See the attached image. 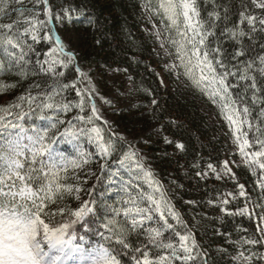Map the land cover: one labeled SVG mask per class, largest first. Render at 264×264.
<instances>
[{
  "label": "trees",
  "instance_id": "16d2710c",
  "mask_svg": "<svg viewBox=\"0 0 264 264\" xmlns=\"http://www.w3.org/2000/svg\"><path fill=\"white\" fill-rule=\"evenodd\" d=\"M24 4L27 7H38L43 12L42 3L36 4L35 0H27ZM158 4L159 0H48L53 17L57 13L65 12L71 15V19H65L62 30L68 31L72 36L76 60L67 68L57 70L64 71L65 75L60 79L65 82L82 81L78 84L79 90L87 89V81L75 72L77 66L83 72L89 71L90 75H105L107 69L122 75V82L127 84L129 107L118 114L113 125L127 134L143 136L141 147L152 166L151 179L159 182L166 204L179 214L183 224L192 231L200 250L206 254L208 264H244L242 261H232L233 256H239L240 252L246 255H251L252 252L263 255L261 243L234 247L237 240L259 239L255 222L260 221L264 213L259 207V204L264 203L263 191L259 187L260 178L254 164L250 163L235 166L238 181L202 179L197 175V172L205 171L209 163L217 168L228 153L232 126L226 117L230 108L228 111L224 110L223 102L218 97L210 98L209 91L196 87L184 72L169 67L168 55L160 49L158 38L151 27L158 23L159 18H163ZM214 5L222 17L217 21L219 27L216 29V38L230 55L240 45L234 43L227 33L221 35L223 30L239 23L240 10L262 17L264 8H257L252 0H198L201 19H208V13L214 10ZM224 6L229 8L226 20L223 18ZM12 8L13 4L8 11L11 12ZM11 14V18L5 20V23L18 18V13ZM241 27L246 32L249 31L246 23ZM257 27L259 28V25ZM163 28L158 30L164 31ZM165 34L164 32L163 35ZM252 36L253 39L248 36L243 38V46L249 52L241 58L240 63L252 59L258 66V57L264 56V33L257 31ZM49 47L50 45L43 41L36 44V50L28 57L27 67L38 68L37 60L43 62ZM234 64H237V61H231L230 69ZM17 71L13 69L12 72H0V108L7 109V114L13 119L19 111L30 110L29 95L37 96L48 90L47 85L52 82L39 71H29L27 78H21ZM253 74L256 75L258 84L255 102L253 90L246 87L250 82H238L239 86L233 87L231 93L232 98L237 101L236 107L242 109L243 106H248L249 121L254 126L259 125L261 132H264V76L255 71ZM37 83L40 88L33 87ZM85 93L83 92L84 96ZM21 97L24 99L21 100ZM65 97L72 105L79 103L80 98L74 89L66 90ZM16 105L21 107H14ZM74 110L75 107H72L67 113L58 114L57 119L64 123L58 124L50 136L58 135L61 138V130L75 131L77 127L83 126L81 122L67 118ZM31 111H37L35 104L32 105ZM46 111L52 115L50 110ZM24 123L25 126H47V121L37 119L35 114L31 119L26 118ZM100 129L103 141L112 140L115 144V152L110 157L102 158L103 163L107 159L106 166L112 167L124 158L128 147L109 130L108 125H101ZM243 131L247 132L250 141L260 135L255 129L248 131L247 125L243 126ZM165 138L172 143H166ZM177 143L183 144L184 149H178L175 146ZM251 149L258 150V146ZM87 152L89 154L86 157V165L77 168L74 173L70 168L61 173L63 191L45 203L41 218L48 222V214L51 213L54 226L59 227L60 223L70 224L69 237L73 236L77 242L83 240V243L89 244L91 248L104 244L119 253L121 264H134L131 259L132 250L123 249L122 245L116 244V237L113 236L111 241L104 240V236L113 234L103 227L113 217L110 206L121 207V182L129 180L130 174L120 170L118 180L112 181L109 177H115L112 175L113 171L105 167L94 184L90 176L85 181L87 173L97 168V144L89 145ZM136 184L141 191H150L139 179ZM240 184L245 186L247 195L241 199L237 196ZM131 190L135 193V189ZM79 194L83 195L85 203L79 200ZM229 194L231 199L228 210L240 209L255 201L257 214L229 216L222 213L221 200ZM84 207L92 211L77 220L72 213ZM116 219L122 220L123 214ZM167 219L183 234L182 225L169 217ZM51 226L53 225L50 224ZM168 235L166 232L165 238ZM141 241H144L143 235L128 233L126 242L133 248ZM148 249L150 257L153 256L152 246L149 245ZM252 264H264V260L254 257Z\"/></svg>",
  "mask_w": 264,
  "mask_h": 264
},
{
  "label": "snow or ice",
  "instance_id": "6c2138e0",
  "mask_svg": "<svg viewBox=\"0 0 264 264\" xmlns=\"http://www.w3.org/2000/svg\"><path fill=\"white\" fill-rule=\"evenodd\" d=\"M13 3L20 5L13 9L15 13H18V18L5 23V20L11 18L12 14L8 9ZM35 3L44 5L43 16L47 19L40 18L41 10L38 7L25 6L24 0H0V72H12L13 69H17V74L21 78H27L29 71L32 73L39 71L52 81L47 85L48 90H44L37 96L29 95L30 110L19 111L16 113L15 120L8 117L7 109L0 108V264H58L57 259H49L52 251L56 250L60 253L74 247L73 238L69 237L68 233L69 223H60V226L56 227L51 213L48 214V222L41 217L45 203L63 191L60 182L61 173L66 172L69 167L77 168L82 163H87L86 154L82 151L78 152L75 159H69L58 153L54 148V143L58 141L54 136H50V133L57 129L58 124L64 123L57 119L59 113H67L72 107L79 108L81 112L84 111L83 92L88 93L90 102L91 89L79 90L78 84L82 81L68 83L60 79L65 73L57 69L67 68L76 60V56L72 51L66 50L61 37L54 36L48 28V25L53 22L48 0H35ZM252 3L257 8H264V0H260L259 3L257 0H252ZM158 8L163 11L179 37V39H172V43L176 47L177 58L180 60V66L184 68V74L196 87L206 85L210 98L218 97L223 102V107L230 108L226 118L230 125L235 126L232 135L239 145L240 155L264 171V138H261L264 137V132H261L259 125L254 126L249 121L248 106L245 105L242 109L236 107L237 101L232 98L231 93L233 87L239 86L238 82H250L246 87L253 90V102H255L258 84L253 72L264 76V56L258 57V66L255 60L247 59L243 63H240V60L249 52L243 46V38L248 36L249 39H253L252 34L257 31L264 33V17H257L243 9L239 11V23L232 28H225L221 33V35L227 33L234 43L240 45L229 55L216 38V29L219 27L217 21H220L222 17L215 5L214 10L208 13L207 20L200 17L198 0H160ZM228 12V6H224L225 20ZM64 15L71 19L70 13L65 12ZM55 20L63 22L59 14L55 16ZM245 23L248 25V32L241 27ZM41 40L53 46L48 50L43 62L37 60L38 68L29 69L28 57L36 50L35 45ZM233 60L237 61V64L232 65L234 70L229 67ZM197 70L198 76L195 75ZM75 72L87 79L79 66L75 68ZM230 77L235 79L230 80ZM33 87L40 88V84L37 83ZM69 88L76 90V95L80 97L76 105L66 100L65 93ZM23 99L21 97V100ZM37 101L39 102L36 103ZM33 104L37 110L34 113L31 111ZM46 110H50L52 115L47 114ZM91 111L92 115L87 119L84 116L76 117L77 121L85 125L80 128L79 133L66 130L61 132L60 136L64 138L71 136L73 139L77 135L88 136L90 141L97 142L98 152L102 158L110 157L115 152L114 142L112 140L104 142L100 128L87 127L93 124L94 120L100 119L94 103L91 105ZM33 114L37 119L47 121V126L43 128L39 125L25 126V119H31ZM244 125H247L248 131L255 129L260 135L250 141L247 132L242 131ZM165 142L172 143L167 138ZM175 146L178 149H184L183 144L177 143ZM255 146H258V150L245 151ZM127 160V156L119 160L121 167L125 166ZM104 163L106 166L107 159ZM136 167L141 168L139 164ZM207 167L216 174L217 180L223 178L221 172L211 163ZM128 168L130 179L121 182L122 195L119 201L121 207L110 206L109 210L113 217L103 225L113 235L104 236V240L111 241L114 236L116 244L122 245L123 249H131V259L134 264H175L177 261L179 264H190V262L191 264H208L206 254L200 250V245L192 235V231L183 224L179 214L172 211L170 205L168 215L177 224L182 225L183 234L166 218L164 211L166 201L159 182L151 179L150 172L144 173L148 188L151 190L141 191L136 184L140 172H131V165ZM223 171H228L227 161L224 163ZM112 175L116 176L117 173L113 172ZM197 175L203 179L208 176V172H197ZM260 187L264 190V182H261ZM244 188L243 184L239 185L241 197H246ZM131 189H135V193ZM156 193H159V196ZM189 203L193 202L189 201ZM228 203L227 199L221 200V205ZM251 205L256 206V202L252 201ZM259 207L261 212H264V203L259 204ZM91 211L92 209L84 207L72 215L79 220ZM221 211L229 216L237 214L243 216L248 214L249 206L246 204L238 213L228 212L223 207ZM121 213L123 219L117 220L116 217H120ZM260 219L264 220V215ZM50 224L53 226L50 227ZM129 232H135L138 236L143 235L144 241L133 248L126 242ZM166 232L169 233L167 238H165ZM259 232L260 239L237 240L234 242V247L264 242V227H259ZM149 245L154 249V255L151 257ZM118 254L115 250L100 244L89 253L90 257L95 258L85 264H121ZM254 257L264 260V255L256 252H252L251 255L240 252L237 259H242L244 264H252Z\"/></svg>",
  "mask_w": 264,
  "mask_h": 264
},
{
  "label": "rangeland",
  "instance_id": "374dc122",
  "mask_svg": "<svg viewBox=\"0 0 264 264\" xmlns=\"http://www.w3.org/2000/svg\"><path fill=\"white\" fill-rule=\"evenodd\" d=\"M257 3H259L258 0ZM57 14H59L62 17V19H64L65 15L63 13H57ZM40 16H42L41 19H47L41 13ZM54 21L57 24L56 30L60 33V37L62 39V42L64 43L65 49L69 48L70 51H73L74 42L72 40L71 34L64 29L62 30L63 22L61 23L56 20ZM169 26H171L170 23ZM48 28L52 29L51 25H48ZM171 28L174 31L173 39H179V37H177L176 35L175 29L172 26ZM41 35H43V33H41ZM160 38L162 39V37ZM160 45L162 47L163 42H161ZM162 51L168 55L169 62H171L174 67H177L180 70L184 71V68L180 66V60L177 58L176 47L173 45V43L171 44V47H164ZM107 70L108 71L105 75L102 74L90 75L87 73L88 85H89V89H91V101L90 104L87 107H85V108H89L87 116L92 115L91 105L94 103L96 105L97 115L100 117V119L98 120H100L103 123H109L110 125L114 126V132H116V135L119 138L123 139L127 144H131L132 145L131 148L133 149V152L142 153V155L146 158L147 154L143 151L141 147V145L144 142L143 136L141 134L136 135L135 133L127 134L122 129L113 125L118 114L123 109L129 107L127 101L129 94L126 88L127 84L122 82L123 81L122 75L110 69ZM195 75L197 76L199 75L198 70L195 72ZM84 137L85 136H82V138ZM73 145L76 146L75 144ZM81 147L82 145L78 144L76 146V149L80 150ZM229 153L230 155L225 158L223 163L220 164L217 167V169L218 171L221 172L223 178L227 177L237 180V176L235 175L233 165L241 162L242 160V156L240 155L239 145L237 143L233 144V146H231ZM225 161L228 162V171L226 172L223 171ZM132 164L133 166H135L134 162H132ZM138 164L140 165L141 161H138ZM147 165L149 166L150 163H147ZM137 169L139 171H142L140 168ZM205 172H208V176L205 178H215L216 174L212 173L210 169H206ZM78 196H79V200H81L82 195L80 196L79 194ZM259 227H264V221L260 222ZM259 227H258V234L261 236L259 232ZM237 257L238 256H233L232 261H236V260L241 261V259H237ZM94 258L95 257H90L89 254H85L80 251H75L73 249L62 253L60 256H55L51 253L49 257V259H57L58 264H85V262H88ZM225 258L229 259L228 257Z\"/></svg>",
  "mask_w": 264,
  "mask_h": 264
}]
</instances>
